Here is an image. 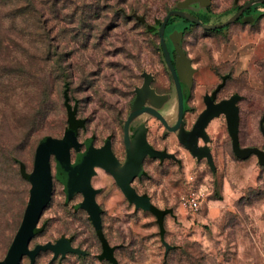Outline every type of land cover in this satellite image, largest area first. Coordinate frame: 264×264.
Instances as JSON below:
<instances>
[{"label":"rangeland","instance_id":"1","mask_svg":"<svg viewBox=\"0 0 264 264\" xmlns=\"http://www.w3.org/2000/svg\"><path fill=\"white\" fill-rule=\"evenodd\" d=\"M180 1L0 0V260L29 196L30 183L21 176L17 161L29 174L41 140L61 138L67 130L63 81L76 99L77 116L85 119L77 134L81 148L89 137L97 147L109 139L121 162L125 160L122 121L131 111L144 72L157 91L169 94L159 109L163 117L176 119L175 83L157 28ZM248 1L210 0L204 7L211 11L209 23L226 21ZM196 4L184 10L195 13ZM244 16L253 19L243 21ZM184 20L170 16L164 40L174 61L170 35L181 31L180 46L197 68L193 93L186 100L187 127L203 110V96L221 80L218 99L242 95L240 144L264 149L258 127L264 114V3L251 5L226 31L200 25L184 30ZM141 122L149 142L166 145L178 157H146L132 185L147 194L151 204L171 212L160 231L149 211L129 203L113 177L95 167L91 183L99 189L101 229L115 247L118 263L264 264V165L257 164L255 155L245 159L233 155L224 116L213 118L206 128L214 171L205 159L192 157L154 116L136 117L130 135ZM76 153L72 151V160ZM51 167L53 193L37 225L42 231L34 235L30 247L67 237L86 253L51 261L52 252L43 251L34 264H109L96 257L100 244L93 224L77 206L82 195L73 193L66 200L63 184L55 177L53 156ZM190 189L203 194L196 212L179 205ZM21 264H29V258L25 256Z\"/></svg>","mask_w":264,"mask_h":264},{"label":"water","instance_id":"2","mask_svg":"<svg viewBox=\"0 0 264 264\" xmlns=\"http://www.w3.org/2000/svg\"><path fill=\"white\" fill-rule=\"evenodd\" d=\"M192 3L201 7L210 4V0H182L177 4L176 9L168 11L159 25L158 34L162 46L164 58L172 74L176 88V119L173 125H169L160 108L168 100L167 94H158L150 86L151 76L143 73V83L135 88V98L131 111L125 120L122 121L123 141L125 145V160L123 162L115 156L110 141L104 142L102 146H85L80 151L82 142L77 139V134L72 130H66L61 138L46 136L38 144L34 156L33 168L29 173V196L20 225L12 239L5 257L0 264H21L26 256L29 264H34L36 256L41 251H51V261L57 258H64L68 253L85 254L86 251L73 246L70 239L60 237L55 242H45L30 247V242L35 235V228L41 215L49 203L53 193V174L51 170V157L55 159V177L64 186L69 187L72 193H80L82 200L77 204L89 215L94 230L101 229L100 208L96 201V194L99 189L94 188L91 177L95 174V167L102 168L108 172L116 182L126 200L137 208L149 211L151 204L147 194H140L132 185L134 179L143 171V162L146 157L150 158H172L175 155L154 148L150 145L146 136V126L139 123L134 132L130 135L129 127L136 117L142 114L151 115L159 119L164 126L175 133L179 143L189 151L198 161L205 159L209 168L214 171L215 163L213 154L208 143L210 137L206 128L209 122L219 115H223L227 132L230 137L231 151L235 157L245 159L255 155L257 164L264 165V149L256 146H240L239 144V106L241 100L239 93H233L229 97L212 100L206 93L203 97L204 108L197 115L192 127L186 129L183 120V97L180 82L190 83L191 73L194 70L190 58L186 55L180 41L182 32L174 31L170 40L176 52V60L172 61L170 53L164 40V30L170 16H180L193 24L200 25L204 29H219L226 31V27L235 22L243 12L255 3H264V0H250L241 6L231 17L221 23H204L195 15L184 9ZM252 17L244 16L243 21H252ZM259 129L264 139V114L259 119ZM200 140L202 143H200ZM72 149L77 152L74 159L71 158Z\"/></svg>","mask_w":264,"mask_h":264},{"label":"trees","instance_id":"3","mask_svg":"<svg viewBox=\"0 0 264 264\" xmlns=\"http://www.w3.org/2000/svg\"><path fill=\"white\" fill-rule=\"evenodd\" d=\"M247 12H249V11H247ZM192 14L195 15L202 22L209 23V20H208L209 16L208 15H211V11L208 8H204V7H201L198 4H196L195 5V13H192ZM138 19L140 21H143L140 17ZM184 22L187 24L186 26H184V28H183L184 30L189 29V26L197 25V24L190 23L187 20H184ZM159 25H160V23L158 24V26ZM215 30H219V29H215ZM220 86H221V84H219L215 88V90L212 92V97L214 96L215 91ZM61 96H62V105L64 107L65 116H66V119H65L66 129L72 130L75 133H77L79 128L84 127L85 119L77 116L76 99L69 94V84L67 81H63ZM241 99H242V95H241ZM71 100H72V103H71ZM239 102H238V106H239ZM239 115H240V109H239ZM258 127H259V124H258ZM259 131H260V129H259ZM106 141H109V139H106ZM84 143H85V146L93 145V137L86 138L84 140ZM239 144H240V141H239ZM240 146H243V145L240 144ZM17 162L19 165V171H20L21 176L25 180L29 181L28 180L29 174L27 172H25V165L21 161H17ZM64 194H65L66 200H69L73 195L72 190L67 186H64ZM149 212L155 217L156 223L158 224L160 231H161V229H162L161 226H163V221H164L165 215L170 213L171 210L167 209V208L161 209V208H158L157 206H155L153 204H150ZM40 231H42V228L37 226L35 228V235L37 233H39ZM94 232H95L96 237H97L99 244H100V251H99L98 255L96 256L97 259L102 260V261H106L109 264H119L117 261V258L115 257V253H114L115 247L111 246L109 244V242L107 241L102 229H100L99 232H96L94 230ZM30 245H31V242H30ZM167 250H169V247L167 248ZM42 252L43 251H41L40 253H42ZM68 254H75V253H68ZM76 255H78V254H76ZM78 256H83V254L78 255Z\"/></svg>","mask_w":264,"mask_h":264},{"label":"flooded vegetation","instance_id":"4","mask_svg":"<svg viewBox=\"0 0 264 264\" xmlns=\"http://www.w3.org/2000/svg\"><path fill=\"white\" fill-rule=\"evenodd\" d=\"M170 50H172V48L170 49ZM173 55V54H172ZM187 56H188V54H186ZM176 57H177V55H175L174 54V61L176 60ZM189 57V56H188ZM190 58V57H189ZM190 62H191V66H192V68L194 69L193 71H192V73H191V81H190V83L188 84V83H186V82H180V87H181V90H182V97H183V119H184V126H185V128L186 129H190L191 127H192V125H193V123L191 124V126L189 127H187V125H186V120H185V116H186V113H187V108H188V105H186V100H187V102H188V99H189V97H190V95L193 93V90H194V87H195V81H194V74H195V72L197 71V68L196 67H194L193 66V62H192V59L190 58ZM143 80H144V77H142V82L140 83V84H142L143 83ZM172 83H173V81H172ZM221 83V80H219V82L212 88V90L211 91H209L208 93H209V95H210V97L212 98V100H214V101H217V100H219L218 98H217V92L221 89V86L215 91V94H214V96L212 97V92L215 90V88L219 85ZM173 85H174V83H173ZM150 86L155 90V92L156 93H158V94H167L166 92H159V91H157V89H156V87L154 86V85H152V79H151V82H150ZM169 95V94H168ZM204 97V96H203ZM133 98H135V94H134V97ZM222 99V98H221ZM134 100V99H133ZM202 101H203V98H202ZM203 104H204V102H203ZM132 105V104H131ZM130 108H131V106H130ZM160 113L162 114V112H161V110H160ZM196 119V118H195ZM166 120V119H165ZM167 122H168V124L169 125H173L174 123H175V118L172 120V121H168V120H166ZM133 124V123H132ZM131 124V125H132ZM130 125V126H131ZM161 126H163V130L164 131H166V132H170V130H168L166 127H164V125L163 124H161ZM162 130V131H163ZM76 134H78V132L76 133ZM78 139V138H77ZM81 142V141H80ZM149 142V141H148ZM150 143V145L151 146H153L154 148H157V149H160V150H162V151H165V152H169V150H168V147L166 146V145H154L152 142H149ZM93 145H94V143H93ZM111 145H112V143H111ZM94 146H96V145H94ZM84 148H85V143H84V147L83 148H80V151H82V150H84ZM72 151H73V149H72ZM72 151H71V153H72ZM112 151H113V149H112ZM114 153V152H113ZM170 153H172V154H174L175 155V157H176V159H177V155L175 154V152L174 151H171ZM77 154V153H76ZM75 154V155H76ZM115 154V153H114ZM115 156H116V154H115ZM117 157V156H116ZM118 158V157H117ZM119 159V158H118ZM120 160V159H119ZM51 161V160H50ZM51 170H52V167H51ZM135 180V179H134ZM63 189H64V185H63Z\"/></svg>","mask_w":264,"mask_h":264},{"label":"built area","instance_id":"5","mask_svg":"<svg viewBox=\"0 0 264 264\" xmlns=\"http://www.w3.org/2000/svg\"><path fill=\"white\" fill-rule=\"evenodd\" d=\"M202 198V193L190 189L185 195L180 197L179 205L189 212H196L200 209Z\"/></svg>","mask_w":264,"mask_h":264},{"label":"crops","instance_id":"6","mask_svg":"<svg viewBox=\"0 0 264 264\" xmlns=\"http://www.w3.org/2000/svg\"><path fill=\"white\" fill-rule=\"evenodd\" d=\"M190 155H191V154H190ZM191 156H192V155H191ZM192 157H194V156H192ZM194 158H195V157H194ZM195 159H196V158H195ZM196 160H197V159H196ZM197 161H198V160H197ZM168 214H170V213H168ZM166 215H167V214H166ZM166 215H165V216H166Z\"/></svg>","mask_w":264,"mask_h":264}]
</instances>
